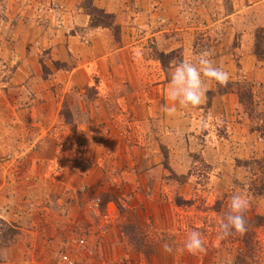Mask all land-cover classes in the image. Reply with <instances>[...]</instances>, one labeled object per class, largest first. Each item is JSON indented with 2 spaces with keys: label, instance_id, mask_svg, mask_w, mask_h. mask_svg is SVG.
<instances>
[{
  "label": "rangeland",
  "instance_id": "rangeland-1",
  "mask_svg": "<svg viewBox=\"0 0 264 264\" xmlns=\"http://www.w3.org/2000/svg\"><path fill=\"white\" fill-rule=\"evenodd\" d=\"M258 29L264 0H0V264H264ZM205 50L229 82L171 101V62ZM237 192L247 248L219 235Z\"/></svg>",
  "mask_w": 264,
  "mask_h": 264
},
{
  "label": "clouds",
  "instance_id": "clouds-1",
  "mask_svg": "<svg viewBox=\"0 0 264 264\" xmlns=\"http://www.w3.org/2000/svg\"><path fill=\"white\" fill-rule=\"evenodd\" d=\"M170 79L168 84V98L173 102H178L182 106H198L206 97L208 89L205 80L215 81L220 85H227L230 76L222 67L215 66L211 53L207 50L198 53L195 62L183 59L179 62H171ZM167 115H174L176 108L164 106L162 108ZM249 206V200L242 193H234L228 202V212L223 217L219 225L220 238L233 233L243 234L247 231V221L244 213ZM165 252L171 253L172 246L165 242L163 244ZM184 249L190 254L204 251V240L202 233L191 231L184 243Z\"/></svg>",
  "mask_w": 264,
  "mask_h": 264
},
{
  "label": "trees",
  "instance_id": "trees-1",
  "mask_svg": "<svg viewBox=\"0 0 264 264\" xmlns=\"http://www.w3.org/2000/svg\"><path fill=\"white\" fill-rule=\"evenodd\" d=\"M91 20H95V18L91 19ZM95 22L96 21H94V23H92V24L97 25L98 23H95ZM253 53L261 61L264 62V30L263 29L256 30V32L254 34ZM243 98H245L248 102L252 101V94H251V90L249 88H247V91L244 90L243 93H239V91H238V100L240 103L243 102L242 101ZM257 115L259 116L260 114H257ZM254 118L256 120L255 124H257L258 122L261 124L264 121L263 119H260L257 117H254ZM256 129H259V125H256ZM248 162L252 164L251 165L252 170H254V168L256 167L257 169H260V173H261L260 177H258V178L256 177L257 179H252L248 191L250 194L260 195L264 191V160L263 159H250ZM244 215H245V219L247 221V225H246L247 231L243 234H238V233H235L233 231V233L226 236L224 238V240H227L228 243H230V244L231 243H235L237 245L242 244L243 246H245L247 248V246L250 243V240L252 239V236H254L252 233V230L254 228L262 225L263 219L261 217H256L257 218L256 222L252 223L251 220L247 218L246 213H244ZM239 251H240V246L237 247V252H236V255L234 257L235 262L233 264L241 263V260H240L241 253Z\"/></svg>",
  "mask_w": 264,
  "mask_h": 264
},
{
  "label": "built area",
  "instance_id": "built-area-1",
  "mask_svg": "<svg viewBox=\"0 0 264 264\" xmlns=\"http://www.w3.org/2000/svg\"><path fill=\"white\" fill-rule=\"evenodd\" d=\"M57 264H74V261L67 253H60L58 255Z\"/></svg>",
  "mask_w": 264,
  "mask_h": 264
},
{
  "label": "crops",
  "instance_id": "crops-1",
  "mask_svg": "<svg viewBox=\"0 0 264 264\" xmlns=\"http://www.w3.org/2000/svg\"><path fill=\"white\" fill-rule=\"evenodd\" d=\"M14 219H15V218H14ZM14 219H13V220H14Z\"/></svg>",
  "mask_w": 264,
  "mask_h": 264
}]
</instances>
